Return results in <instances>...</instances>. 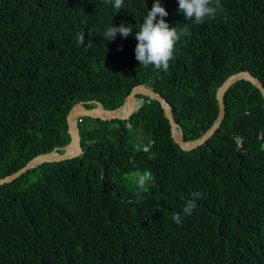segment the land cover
<instances>
[{"label":"trees","instance_id":"1","mask_svg":"<svg viewBox=\"0 0 264 264\" xmlns=\"http://www.w3.org/2000/svg\"><path fill=\"white\" fill-rule=\"evenodd\" d=\"M153 3L0 0V178L68 144L66 117L81 101L115 108L148 83L196 140L213 125L229 75L248 71L264 87V0H220L203 24L178 0H160L165 22L189 33L166 72L135 58ZM121 22L132 34L104 41ZM225 104L221 127L190 152L173 142L157 100L127 120L82 118V156L0 187V264H264V99L238 81ZM147 172L141 190L132 174ZM193 193L197 207L185 216Z\"/></svg>","mask_w":264,"mask_h":264},{"label":"water","instance_id":"2","mask_svg":"<svg viewBox=\"0 0 264 264\" xmlns=\"http://www.w3.org/2000/svg\"><path fill=\"white\" fill-rule=\"evenodd\" d=\"M238 81L249 82L252 86L259 90L264 99V87L258 78L251 75L248 71H240L228 76L223 84L217 88L216 98L219 104V112L214 120L213 125L207 132L196 140H186L183 127L176 123L173 113L172 105L168 99L160 92L156 91L150 84H142L133 87L132 90L125 96L121 105L115 108H106L103 103L99 101L79 102L70 109L66 117L67 131L70 141L63 147L55 148L49 153H44L36 156L28 162L23 168L15 173L0 178V187L12 183L22 177L31 169L37 168L44 163H57L71 160L83 155V150L80 145L79 127L84 125L82 118L88 117L92 119L102 120H127L133 113L147 101L157 100L168 118L171 127V136L173 142L183 151L190 152L205 145L221 127L222 121L226 116L225 96L229 91V87ZM87 105H93L91 108H86ZM79 119V120H78ZM81 119V120H80ZM143 147L139 144V149ZM146 179L150 178V172L145 175Z\"/></svg>","mask_w":264,"mask_h":264},{"label":"clouds","instance_id":"3","mask_svg":"<svg viewBox=\"0 0 264 264\" xmlns=\"http://www.w3.org/2000/svg\"><path fill=\"white\" fill-rule=\"evenodd\" d=\"M113 4L117 10H121L124 6V0H107ZM179 11L188 20H194L196 24H203L210 19H215L218 12L222 11L220 0H178ZM168 12L161 5L160 0H154L151 10L147 11L142 25L136 31L135 40V58L140 66L145 68L153 66L156 70L167 71L170 61L174 59L175 45L182 35L189 34L187 25L179 30L177 27L170 26L165 22ZM159 17V19H157ZM133 32L131 25L121 22L119 26L111 23L107 26L102 34L103 40L106 42L115 41L117 35L127 39ZM84 36L78 37L79 42L84 44ZM133 179L138 188L144 190L146 188L145 176L139 173H133ZM200 193H193V198L186 202L183 209L185 216H190L196 209L197 204L195 198ZM172 220L176 224L182 222L181 215L174 213Z\"/></svg>","mask_w":264,"mask_h":264},{"label":"rangeland","instance_id":"4","mask_svg":"<svg viewBox=\"0 0 264 264\" xmlns=\"http://www.w3.org/2000/svg\"><path fill=\"white\" fill-rule=\"evenodd\" d=\"M136 140H137L138 142H140V141H141L140 143H144V141H145V140L143 139V137H140V136H139V137H137V139H136ZM138 147H139V145H138ZM145 181H146V180H145Z\"/></svg>","mask_w":264,"mask_h":264},{"label":"built area","instance_id":"5","mask_svg":"<svg viewBox=\"0 0 264 264\" xmlns=\"http://www.w3.org/2000/svg\"><path fill=\"white\" fill-rule=\"evenodd\" d=\"M79 120V119H78ZM81 120V119H80Z\"/></svg>","mask_w":264,"mask_h":264}]
</instances>
